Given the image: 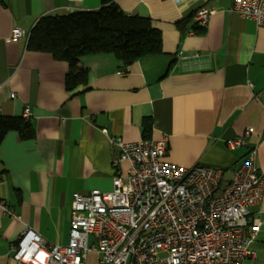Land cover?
Listing matches in <instances>:
<instances>
[{
	"label": "crops",
	"instance_id": "obj_1",
	"mask_svg": "<svg viewBox=\"0 0 264 264\" xmlns=\"http://www.w3.org/2000/svg\"><path fill=\"white\" fill-rule=\"evenodd\" d=\"M103 1L0 0V115L29 119L35 130L28 141L11 131L0 145V264H17L13 247L26 229L66 245L73 194L113 189L118 150L108 136L138 142L145 122L152 123L148 139H168L170 163L222 169L228 183L257 148L264 174V27L230 11L235 0H110L151 20L162 53L128 67L112 54L85 55L79 64L88 82L68 91V62L28 50L29 35L43 16L96 10ZM203 7L213 12L206 29L189 34ZM16 29L26 34L18 41ZM181 52L201 57L184 62ZM249 128L248 145L230 149ZM251 219L261 226L256 258L245 264H264V193ZM99 260L91 253L85 264Z\"/></svg>",
	"mask_w": 264,
	"mask_h": 264
},
{
	"label": "built area",
	"instance_id": "obj_2",
	"mask_svg": "<svg viewBox=\"0 0 264 264\" xmlns=\"http://www.w3.org/2000/svg\"><path fill=\"white\" fill-rule=\"evenodd\" d=\"M230 11L264 27V0H235ZM212 13L200 8L197 26L206 29ZM25 35L16 29L12 40ZM200 57L178 55L184 62ZM252 134L249 128L227 145L247 146ZM108 141L118 150L112 191L73 194L66 245H51L24 230L13 247L17 264H85L91 253L100 256L98 264H245L256 258L252 245L261 224L251 219V209L264 193L257 148L224 183L222 169L167 161V138L126 142L109 135Z\"/></svg>",
	"mask_w": 264,
	"mask_h": 264
},
{
	"label": "trees",
	"instance_id": "obj_3",
	"mask_svg": "<svg viewBox=\"0 0 264 264\" xmlns=\"http://www.w3.org/2000/svg\"><path fill=\"white\" fill-rule=\"evenodd\" d=\"M190 22L191 18L183 21L182 30ZM204 30L195 24L191 31L201 34ZM27 48L68 62L65 86L72 91L88 82L87 70L79 64L81 57L112 54L128 67L143 56L162 53V34L149 18L125 14L115 3L104 0L96 10L41 17L29 35ZM151 129V121L145 122L144 139L150 137ZM11 131L24 141L35 138L31 120L0 115V145Z\"/></svg>",
	"mask_w": 264,
	"mask_h": 264
},
{
	"label": "rangeland",
	"instance_id": "obj_4",
	"mask_svg": "<svg viewBox=\"0 0 264 264\" xmlns=\"http://www.w3.org/2000/svg\"><path fill=\"white\" fill-rule=\"evenodd\" d=\"M91 242H92V238H91Z\"/></svg>",
	"mask_w": 264,
	"mask_h": 264
}]
</instances>
